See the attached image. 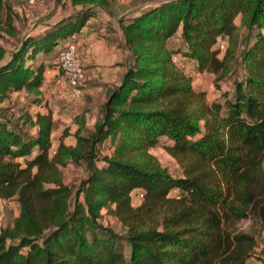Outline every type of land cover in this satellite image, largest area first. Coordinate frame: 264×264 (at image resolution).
Wrapping results in <instances>:
<instances>
[{"label": "trees", "instance_id": "trees-1", "mask_svg": "<svg viewBox=\"0 0 264 264\" xmlns=\"http://www.w3.org/2000/svg\"><path fill=\"white\" fill-rule=\"evenodd\" d=\"M14 6L0 0V104L23 90L28 108L42 106L43 56L57 59L97 9L7 49L1 31L16 33ZM118 25L125 70L92 130L82 134L81 124L73 144L60 140L50 154V110L27 108L14 121L0 105V199L19 204L13 225L0 229V264H247L253 256L264 264V0H165ZM175 53L210 77L216 97ZM230 78L232 91L221 89ZM161 142L180 173L149 153ZM66 161L85 165L76 186L63 181ZM103 210L123 233L102 224Z\"/></svg>", "mask_w": 264, "mask_h": 264}, {"label": "rangeland", "instance_id": "rangeland-1", "mask_svg": "<svg viewBox=\"0 0 264 264\" xmlns=\"http://www.w3.org/2000/svg\"><path fill=\"white\" fill-rule=\"evenodd\" d=\"M6 1L8 2L10 1L11 3L15 5L14 9H12V13L14 15L13 25L16 31L14 35H8L6 32L1 31L2 35L4 36V40L6 41L5 47L7 49L12 48L13 44L16 43L18 40H20L21 37H24L28 32L30 33L35 32L36 30L41 29V27L47 24H51V22H54V21L58 22L59 20L66 18L71 13L83 7L92 5V4L72 5L71 0H44L42 5L37 6V7H31V6L24 4L22 0H6ZM161 1H165V0H160V1L158 0H110L109 8H106L105 6L103 7L111 11L114 15L120 16L130 9L141 7L138 10L140 11L152 4H155ZM93 9H97V13H99L100 15V17H98L99 21L93 23L91 26V27H95L93 28L94 31H97V33L102 32V31L106 33V31H109L110 29H112V27H116L120 29V26L118 25V21L110 17L103 9H100L99 7H96ZM236 23L237 24L239 23L238 18L236 19ZM99 30H102V31H99ZM0 40L2 39L0 38ZM179 42L180 41H179L178 36H175V37L173 36L171 38L172 47L178 48ZM221 54L222 53H219V56H221ZM55 55H56L55 52H53L51 56L52 61L50 60L51 62L49 66L56 65ZM173 60L177 63L178 66L182 67L185 72H187L188 74H194L195 84L197 86H202L206 88L209 98H214L218 95V90L214 88L213 84H211L209 76H201V75L195 74L194 72L195 62L194 61L182 58L179 53L174 54ZM58 76H59V71H58ZM232 78L228 79L227 81L221 82L220 83L221 89L232 91ZM88 83H89V79H88ZM61 84H64V83H61ZM65 88L67 89V87ZM82 96L78 99H74L72 97L71 98L73 100H80L81 98H83ZM29 102H30V99H28L27 101L26 98H22L21 100L20 96H16V97L12 96V98L5 100L0 105L7 107L8 113L11 114L12 119L14 118V121H15L19 117L20 112L29 107L28 105ZM74 108L75 110L71 111V116L74 113L75 115L77 114V112L79 113V108H80L79 105L74 106ZM74 108L73 106H71V110H73ZM28 110L32 112L30 108H28ZM64 118L73 119V117L71 118L69 114H67V116H65ZM56 129L57 130L53 134V142H54V145L52 144L53 146L56 147L60 140H63L66 145H70L73 143V138L71 137V134H69L70 137H67L64 139V138H61L62 134L60 132H63L65 134L66 131H63L62 129H59V128H56ZM91 130L92 128L89 127V123L87 122V126L84 127L82 134H87ZM29 132L32 133L33 130L30 129ZM162 145L163 144L161 142L160 144H157L154 147H151L149 149V153L154 155L159 161V163H161L163 166H166L171 172L180 173V168L176 160L165 151ZM111 149L112 147L110 145L102 144V146L100 147V153L108 154L110 153ZM263 168H264V161H263ZM61 172L63 175V181L65 182V184L69 186H76L78 184V181L86 175L85 165L81 162L79 164H76L71 161H66L65 166L61 167ZM131 202H132V205H137L140 202V200L132 195ZM18 213H19V204L15 198L0 199V229L11 227L13 225L14 219L18 216ZM102 214L103 216L100 219V221L102 222L103 225L110 226L114 231L118 233L124 232V228L116 220L115 217H113L110 214H106L104 210ZM263 240H264V234H262L260 237L257 238L258 243H262ZM127 249L128 247L124 246L125 252L127 251ZM247 264H260V261L255 256H253Z\"/></svg>", "mask_w": 264, "mask_h": 264}, {"label": "crops", "instance_id": "crops-1", "mask_svg": "<svg viewBox=\"0 0 264 264\" xmlns=\"http://www.w3.org/2000/svg\"><path fill=\"white\" fill-rule=\"evenodd\" d=\"M98 17L100 15L96 13L94 17L89 18L92 21L88 19L86 25L79 32L73 34L86 76L89 79L88 86L82 96L83 98L73 100L65 88V84L56 83L55 79L58 76V69L56 65H51L45 68L40 85L44 105L38 107L30 105L32 112L50 110L52 113L53 127L50 140L53 145V134L57 130L56 128L66 131L65 134L67 135L60 132L62 134L61 138L65 139L70 137L69 134H71L73 143L75 142V131L81 124L86 127L88 122L89 127L93 128L94 122L100 117L101 105L106 98L107 90L119 82L125 70L128 50L124 46L121 29L112 27L106 33L102 30H99L102 32L97 33L93 29L95 27L91 26L99 21ZM54 23L56 21L51 22V24ZM29 34L30 32H28ZM52 52L43 56L45 62L52 61ZM12 96H20L21 100L22 98H26L27 101L29 99L23 90L11 93L10 98ZM76 105L80 107L79 113L77 112L76 115L74 113L71 116V111L75 110L74 106ZM71 106H73V110H71ZM67 114L73 119H65L64 117Z\"/></svg>", "mask_w": 264, "mask_h": 264}, {"label": "built area", "instance_id": "built-area-1", "mask_svg": "<svg viewBox=\"0 0 264 264\" xmlns=\"http://www.w3.org/2000/svg\"><path fill=\"white\" fill-rule=\"evenodd\" d=\"M26 5L37 7L43 4L44 0H22ZM220 52L224 49V44H219ZM59 76L56 77V83H64L70 95L74 99H78L87 88L88 82L83 69L82 59L77 50L76 44L72 40H68L63 44L56 59ZM56 147L52 144L49 147V153L54 154ZM136 192V191H134ZM133 192V193H134ZM142 198V193H138L137 199Z\"/></svg>", "mask_w": 264, "mask_h": 264}, {"label": "water", "instance_id": "water-1", "mask_svg": "<svg viewBox=\"0 0 264 264\" xmlns=\"http://www.w3.org/2000/svg\"><path fill=\"white\" fill-rule=\"evenodd\" d=\"M96 7H99L100 9H103L110 17H112L113 19L117 20V21H120L122 18L132 14V13H135L137 12L141 7H136V8H133V9H130L128 11H126L125 13H123L122 15L120 16H116L114 15L111 11H109L108 9H106L105 7H103L102 5L98 4V3H94L92 5H89V6H86V7H83L73 13H71L70 15L68 16H71V15H76V14H80V13H83L89 9H93V8H96ZM52 24H47V26H50ZM28 35V33L26 34V36Z\"/></svg>", "mask_w": 264, "mask_h": 264}]
</instances>
